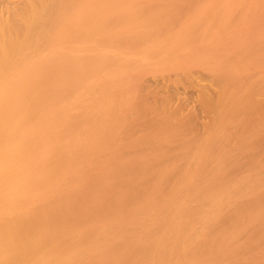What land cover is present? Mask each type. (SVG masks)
Segmentation results:
<instances>
[{"label": "bare ground", "instance_id": "1", "mask_svg": "<svg viewBox=\"0 0 264 264\" xmlns=\"http://www.w3.org/2000/svg\"><path fill=\"white\" fill-rule=\"evenodd\" d=\"M85 1L18 0L14 5H6L5 14L0 13V264L216 262L224 255L219 253L222 240L218 239L217 234L211 236L208 252L199 247L196 249L188 243L195 242L194 236L188 235L182 224L172 223L165 216L164 207L169 204L177 210V194L181 182H192L198 190L202 187L198 182H206V187L212 191L214 182L225 179L224 174L219 176L212 173L213 168H222L224 162L218 160L210 168L207 163L213 156L212 151L217 141L230 132L224 130V127L236 123L238 116L244 113V99L232 97V91H227L224 86L216 94L218 96L214 95V99L204 97L210 99L203 107L211 113V131L203 137L182 138L184 142H181L178 152L170 150L168 144L181 133L184 134L188 126L186 129L185 122L182 124L180 119L174 118L173 112V117L170 113L162 114V111L151 108L144 101L135 106L138 117H133L131 123L150 130L145 139L133 134L127 139H121L118 137V130H101L98 125L96 130L93 129V115L89 116L92 112H84V118L81 116L83 119H77V113H71L69 101L73 103L72 99L76 96V77L88 74L97 65L100 69L102 62L96 59L98 62H95L100 63L95 65L94 60L72 56L69 50L63 49L67 47L70 36L77 32L76 37L86 35L90 26L96 22L99 24L103 23V19L110 18V21L114 18L119 24L123 16L120 18L118 11L121 13L124 10L116 4L120 0H116L113 8L119 6L118 11L116 8L110 11L112 5L107 7L106 4L105 13L104 9L96 12L92 5L91 10L96 11L87 12L91 6L88 8L87 5L86 10ZM92 1L89 2L93 4ZM97 1L102 0H95ZM77 8L81 11H77ZM107 11L116 15L118 12L119 18L116 19L112 16L114 14L106 13ZM88 17L89 21L95 18L94 23L89 22ZM97 19L99 22H95ZM169 22L170 20L166 24ZM113 26L115 28V23ZM100 31L102 36L103 30ZM168 32L171 30L166 26L143 35L134 33L127 37L124 33L120 34L127 38L119 37L121 41L118 40V44H122L120 46L127 50L119 51V48L118 52L121 54L115 56L118 57L116 60L123 62L122 64L126 62V65L134 69L131 64L136 66L140 60L135 62L134 59L137 58L133 57L131 60L132 56L128 58L127 55L142 54L143 49L155 44L154 37H167ZM113 33L118 39L117 34L115 36ZM107 48L105 47L106 50ZM138 50L142 51L138 53ZM156 51L150 48L147 56H142V60L145 61L146 57L149 60L156 59L171 50H164L161 54ZM173 52L177 53L176 50ZM97 53L95 54L99 55L101 52ZM105 56L102 57L106 58ZM165 57L164 54V59ZM123 58H126L125 62ZM139 63L136 70L141 72L146 62L143 66ZM84 82L82 79L81 87ZM228 84L232 85L228 80L223 85ZM236 85L234 82L232 87ZM80 90L82 91L81 88ZM147 113H153L154 116L150 118ZM97 117L99 118L96 116L95 120ZM249 122L253 120L250 119ZM247 133L250 137L256 134V130L248 129ZM123 140L126 143L120 142ZM237 145L242 154L253 158L255 147L247 145L246 137ZM141 146H145L144 150H141ZM252 166H255L254 160L249 168ZM152 211H157L156 222L166 225L167 229L161 228L156 236H152L149 226L145 224V233H133L140 214Z\"/></svg>", "mask_w": 264, "mask_h": 264}, {"label": "rangeland", "instance_id": "2", "mask_svg": "<svg viewBox=\"0 0 264 264\" xmlns=\"http://www.w3.org/2000/svg\"><path fill=\"white\" fill-rule=\"evenodd\" d=\"M15 1L18 0H0V9H2L0 13L5 14V7L8 6V3L11 5ZM89 1H85L88 3H85L86 10L87 5L88 8L92 5L97 10L94 9L96 12H102L101 10L104 9L103 12L105 13L109 5H112L110 11L119 9L121 6L120 9L124 11L121 13L120 10L117 9V11L120 18L123 16V19L126 18L127 20L123 21L122 19L117 24L114 18L110 21V18L103 19L106 23L102 20L103 23L99 24L103 26H98L96 21L99 22V19L95 20L96 23H94L95 18L91 19L93 21H89L88 17L87 20L94 23L93 26H90L92 28L89 29L90 32L88 31L86 35H80V37H76L79 32L72 37L70 36L71 41H68L67 47L63 51L69 50L72 56H82L84 59L94 60V62L97 59L102 62H99L100 66L101 64L105 66H103L105 69L102 66L98 69L99 65L97 64L99 63L96 60L95 65L97 66L92 71L82 76L79 74L76 77L74 83L75 86H78L75 89L77 91L76 96H74V100L72 99L73 103L70 102L71 100L69 101L70 108L72 107L71 113H77L75 116L80 119L88 111L92 112L89 113V116L92 117L93 115L92 120L94 119V122L91 123V127L95 126L93 128L95 130L98 125L101 126L99 127L101 130H118V137L121 139H127L132 134L145 139L150 130L131 123V119L138 115L135 106L144 101L151 108L154 107L160 112L162 111V114L164 112L170 113V116L173 117V112L174 118L180 119L182 124L185 122V128L188 126V130H185L184 134L181 133L182 137H180L181 135L177 136L176 141L168 144L170 150L178 152L184 142L182 138L203 137L211 131V113L205 110L203 105L208 100L218 96L216 94L220 92L221 87L223 89L224 86L227 91H232V97L243 98L244 113L238 116L236 123L224 127V130H230V132H227L228 134L226 133L224 138L222 137L217 141L212 151V158H208L211 160L207 163L208 168L212 167L218 160L224 162L222 168L218 170L213 168L215 171L212 173L219 176L224 174L225 179L214 182L212 191L206 187V182H198L202 185L199 190L194 187L192 182H181L177 194V210L174 209L173 205L167 204L164 207V214L172 223H180L186 227L187 234L194 236L193 240L195 241L188 243L195 246L196 249L199 247L200 250L208 252L210 238L217 234L218 239L222 240V242L219 241L222 244L219 253L224 255L216 262L212 261L209 264H264V0H124V2L120 0L117 3L116 0L97 2L93 0L94 5ZM99 2H103L104 6L101 3L100 5ZM115 3L119 5L117 8L115 7L116 9L113 8ZM92 6L87 12H95L91 10L93 9ZM99 6H102V9ZM77 11H81V9L78 10L77 8ZM118 12L117 15L113 12L110 13L118 19ZM169 20L170 22L166 24ZM126 21H128L127 24ZM107 22H110V25ZM119 25L120 27H118ZM166 26L171 32H168L167 37H165L166 35L159 36L160 38L154 37L153 43L156 42L152 44L154 47L150 46V48L152 51L157 50L156 52H160V54L169 49L171 50L170 53L167 51L160 57L151 58V60L146 57L150 48L140 50L142 54L139 53V50L138 55L131 53L133 55H127L128 58L131 56V60L137 58L134 59L135 62L140 60L136 66L131 64L134 69L130 65H126V58H123L124 64L118 59L119 62H117L116 58L118 57L115 56L121 54L118 49L120 48L119 51L126 49L124 44L125 49L121 47L122 44H120L121 46L118 44L121 41L120 38L125 35L130 37L134 33L135 35H143L151 30L154 31ZM105 28L109 31L107 32ZM100 30H103L102 36L99 33ZM105 30L106 33L104 34ZM107 33L111 34L106 35ZM112 33L115 36L117 34L118 39ZM122 33L125 35H120ZM99 35L101 38H97ZM103 35H105L104 38H102ZM81 37L84 39H80ZM127 37L125 36V38ZM97 46L99 48H96ZM105 47H108L107 49L110 51L106 50ZM179 47L182 48L179 49ZM81 48L83 49L81 50ZM175 50L178 54L173 52ZM97 52L101 53L97 55ZM108 52H111L113 56L111 57ZM101 54L102 56L106 55V58L100 56ZM164 54L166 57L168 55L176 56L174 58L169 56V59L168 57L164 59ZM83 55L87 56L84 57ZM143 55H146L145 61L142 60ZM96 57H102V59ZM109 58L114 59L113 61L117 64L110 63L113 61ZM159 58L163 60L160 61ZM128 60L126 61L128 62ZM138 63L142 66L144 63L147 66L144 65L145 70L143 69L141 72L136 70ZM96 67L97 69H95ZM82 79L85 80V87L82 86L83 88L81 87ZM227 80L232 85H223ZM234 82L237 85L232 87ZM85 88L87 90L83 91ZM201 88L203 89L201 90ZM86 91L90 96L86 94ZM78 93L81 95L79 96ZM201 94L203 95L201 96ZM214 95L216 96L214 97ZM113 109H117V111L115 112ZM147 114L150 118L154 116L153 113ZM176 114L177 116H175ZM96 116L99 118L97 117L95 120ZM250 119L253 122H249ZM248 129L256 130V134L248 137ZM245 137L247 145L255 147L253 158L245 156L242 154V150L238 148L237 144ZM124 141L120 142L124 143ZM141 147V150H144L145 146ZM190 151L192 152V150ZM253 160L255 166L249 168ZM157 217V211L140 214L139 222L133 233H145L147 231L145 224L149 226V233L152 236H156L161 228L167 229L166 225L162 226L156 222Z\"/></svg>", "mask_w": 264, "mask_h": 264}]
</instances>
